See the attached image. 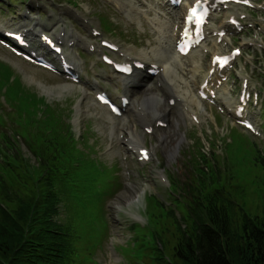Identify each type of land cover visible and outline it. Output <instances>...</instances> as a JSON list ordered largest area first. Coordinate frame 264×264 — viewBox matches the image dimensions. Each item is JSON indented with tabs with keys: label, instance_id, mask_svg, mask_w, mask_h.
I'll return each instance as SVG.
<instances>
[{
	"label": "rangeland",
	"instance_id": "rangeland-1",
	"mask_svg": "<svg viewBox=\"0 0 264 264\" xmlns=\"http://www.w3.org/2000/svg\"><path fill=\"white\" fill-rule=\"evenodd\" d=\"M248 1L250 6L229 1L211 12L204 28L206 38L194 49L192 63L175 55V41L185 7L191 0H183L173 10L162 0H0V36L4 31L34 30L35 35L27 34L26 40L60 69L59 61L42 43L41 36L56 39L54 35L61 34V55L78 75V82L74 83L0 46V137L21 134L23 122H18L20 116L16 111L25 104L29 106V118L24 123V133L37 132L42 122L41 132L53 129L63 137L66 131L57 128L62 121L70 126L79 150V155L75 153L77 159L71 163L76 169L75 185L58 206V220L73 232L69 264H154L155 259L150 256L154 255L151 248L155 245L163 259L170 261L165 245L170 251L179 238V228L186 225L178 204L187 203L186 185L194 188L201 179L209 183L213 173L224 191L242 203L247 212L263 214L264 172L254 163L250 145L244 143L252 144L264 157V0ZM227 17L237 18L240 32L233 27L222 30ZM217 33L220 37L216 38ZM84 41L93 45L89 47ZM103 41L115 45L117 50H107ZM97 46L101 52L95 50ZM233 49H239L241 54L221 74L220 82H212L211 86L216 83L212 87L215 99L199 100L197 90L202 76L211 69L212 58L229 55ZM102 55L116 61L127 56L143 64V60L147 64L161 60L159 71L149 81L160 76L169 88L165 91L164 84H155L163 93L161 99L167 112L168 119H161L164 127L153 122V132L147 134L133 116V106H130L132 114L122 112L117 117L97 103V92H106L119 106L125 94L126 78L104 65ZM196 66L199 69L193 78ZM139 73L148 77L145 69L133 76ZM244 87L250 94L244 117L257 134L239 126L230 112L232 109L226 107L227 102L238 104ZM139 92V88L131 87V93ZM28 97L38 103L30 107ZM185 99L191 102L186 106L188 113L179 103ZM178 109L184 116L178 115ZM191 113L198 123H191ZM26 117L24 112L21 120ZM174 118L177 123L172 128L170 122ZM132 127L144 138L143 145L137 147L147 149V161H140L136 149L126 145ZM161 134L172 137L176 144L173 154H167L169 144L159 140ZM16 139L23 157L35 164L22 139L17 136ZM231 142L233 145L228 146ZM238 144L244 146L239 148ZM0 165L4 166L0 177L5 180L3 175L10 163L0 160ZM74 194L81 198L76 199ZM152 195L174 211L176 223L170 219L169 226L160 222L157 227V219L149 208L154 203L149 197ZM155 216L159 214L156 212ZM152 231L156 232L155 239ZM162 232L167 237L165 245Z\"/></svg>",
	"mask_w": 264,
	"mask_h": 264
},
{
	"label": "trees",
	"instance_id": "trees-1",
	"mask_svg": "<svg viewBox=\"0 0 264 264\" xmlns=\"http://www.w3.org/2000/svg\"><path fill=\"white\" fill-rule=\"evenodd\" d=\"M28 98L30 107L38 103ZM28 108L24 104L16 111L20 116L18 122H23L21 134L16 136L22 139L35 164L23 157L16 136L2 134L0 137V151H3L0 160L10 163L3 175L5 180L0 177V264H69L73 255V232L58 220V206L75 185L76 169L71 163L77 159L75 153L79 155V150L74 145L70 126L62 121L57 128H64L63 137L53 129L41 132L42 122L37 132L24 133ZM24 112L27 117L21 120ZM244 144L250 145L255 154L254 163L264 172V157L252 144ZM10 157L11 162H7ZM3 170L4 166L0 165V173ZM211 178L209 183L199 180L194 188L186 185L187 203H178L186 225L179 228V238L170 251L162 232L171 260L165 261L155 245L151 248L154 255L150 256L155 259L154 264H264V210L261 216L247 212L242 203L224 191L215 173ZM74 196L81 198V195ZM149 197L154 199L149 208L158 228L160 222L168 226L170 219L177 222L171 208H166L156 196ZM151 234L155 239L156 232Z\"/></svg>",
	"mask_w": 264,
	"mask_h": 264
},
{
	"label": "bare ground",
	"instance_id": "bare-ground-1",
	"mask_svg": "<svg viewBox=\"0 0 264 264\" xmlns=\"http://www.w3.org/2000/svg\"><path fill=\"white\" fill-rule=\"evenodd\" d=\"M195 1H200L201 3H205V2H208L210 0H191L190 4L185 7V14H184L185 17L187 15L186 13H187L188 9L192 8V6H193ZM237 1H240V0H237ZM212 2H213V0L210 1L211 4H212ZM218 6H217V8H218ZM118 7H119V5H118ZM130 11H132V9H130ZM185 17L182 19V22H181L183 29L188 27V24L185 21ZM227 19H228L227 22L221 27L222 30H225L226 28L231 29V27L229 25L230 17H227ZM236 19H234V20H236ZM22 32L25 34V36L27 34L29 36L35 35V31L31 30V29L30 30H26L25 32L24 31H22ZM211 32H213V31H211ZM204 35H205V33H204ZM54 37L56 38L54 40H56L57 44H58L59 41H62L61 34L54 35ZM217 37L218 36H216V38ZM0 38H2V40L4 39V41H6L4 34H3V36L1 35ZM63 41H64V39H63ZM50 42H53V41L50 39ZM84 44L89 46V47H91L93 45L92 43L86 42V41H84ZM57 47H59V46H57ZM96 49L99 52H101V50H102L100 48V46L95 47V50ZM193 52H194L193 50L189 51V53L186 56H181L178 53H175V55L177 57H182V58L189 59L193 63L194 62L192 60ZM60 59H61V57H59V60ZM67 61L69 62V60H67ZM128 61L138 62L136 59L128 58L127 56H125L124 59H122V62L129 63ZM143 61H145V63H146V60H143ZM113 62H115V61H113ZM160 62H161V60L158 59L157 62L156 61H151L150 64H152V65L156 66L157 68H159V66L161 65ZM227 67L225 68V70L219 71L216 68V66H214L213 69H212L213 72L209 71L207 74L202 76V79H203L202 80V85H206V87H204V89L202 91L200 89L197 90V93H198L197 97H198L199 100H202V98H200V96H199L202 93L204 95H209L210 97H211V94H213L214 98L216 97L215 91H214V89L212 87H215V84L217 82H220L219 78L221 77V74H224L225 72L228 71ZM198 69H199V67H197V66L193 67V70H192L193 74L191 75V77L195 78V75H196V72H198ZM133 73H134V71H133ZM125 78H126V80H124L125 81V86H124L125 87V90H124L125 94L123 95V97H124V99L128 100V104H127V106L125 105L124 107H121V112H124L126 115H128L129 113H131L130 112V110H131L130 106H133V111H132L133 114H134L133 116L137 118V120L142 124L143 128H151V124L153 122L155 123V122H158V121H162L161 119H168L167 118V112L165 110V106L163 105V102H162V99H161L162 96H163V93H160V90H158L157 85L155 86L156 83L164 84V85H162L164 87L163 90L166 91V89H168V91H169V88L167 87L168 86L167 83L160 76H157L156 78H154L155 83L153 82L154 80L153 81H149V80H152V79H150L149 77H146V76L144 77L142 74H136L134 76H133V74H131L129 77L127 76ZM214 81L216 83H214V85L211 86L212 82H214ZM131 87H133L135 89L139 88L140 92L139 93H131ZM206 90H207V92H206ZM210 90H213V91L210 92ZM132 92H134V90ZM168 99L169 98H167V100H166L167 104H169V100ZM194 101H195V99H193V102ZM161 103H162V106H161ZM176 103H178V102H176ZM179 103L184 105L183 108L188 113V111H187L188 107H186V106L191 105V102L185 99L184 102L180 100ZM230 103L231 102H227L226 103L227 104L226 107L228 109H232V110H230V112H232L234 114V116L237 117L235 115V113L238 111L239 106H237L236 104L233 105V102L231 104ZM140 106H141V109L139 108ZM150 106H153V109H151ZM123 109H125V110H123ZM187 113H185V114H187ZM242 114L244 116V109H243ZM178 115L179 116L183 115V112H181V110H179V109H178ZM189 117H190L191 123L197 122V117L195 115H192V113H191V115ZM175 120L176 119L174 118L170 122L172 124V128L176 127L177 121H175ZM169 121H170V119H169ZM128 135H129V137H128V140L126 141L127 147L130 148L131 150L132 149H136L137 157L138 158L141 157L140 151L141 150H145V148H144V146L137 147V145L138 144L139 145L140 144L143 145V139L144 138L139 136L137 134L136 130L133 127L128 130ZM169 138L171 139L172 137L169 136ZM169 138H168V136L166 134H161L160 137H159V140L160 141L163 140L165 145L169 144V146H167V154H169V153L173 154L175 149H176V144L174 143L173 139H171V141L169 142ZM172 143H174V144H172ZM152 151H154V149H152ZM142 160L144 161L145 159H142ZM118 206H119V204H118Z\"/></svg>",
	"mask_w": 264,
	"mask_h": 264
},
{
	"label": "snow or ice",
	"instance_id": "snow-or-ice-1",
	"mask_svg": "<svg viewBox=\"0 0 264 264\" xmlns=\"http://www.w3.org/2000/svg\"><path fill=\"white\" fill-rule=\"evenodd\" d=\"M244 2L246 3L247 0H244ZM195 16H196V9L193 8V9L191 10V13H190L188 19L191 20V19H192L193 17H195ZM201 20H202V18H201ZM201 20H198L197 23H198V24L201 23ZM181 51H183V49H181ZM237 52H238V50H237ZM234 54H235V53H234ZM228 61H229V58H228V57H223V58H221V57H216V58H214L213 63H219V65H220L221 67H223V66H225V65L228 63ZM249 127H251V126L249 125ZM141 158H142V159H147V158H148V154H147L146 151H142V153H141Z\"/></svg>",
	"mask_w": 264,
	"mask_h": 264
}]
</instances>
